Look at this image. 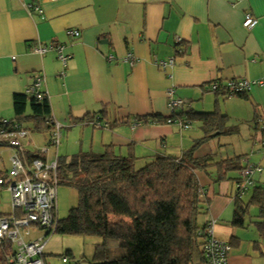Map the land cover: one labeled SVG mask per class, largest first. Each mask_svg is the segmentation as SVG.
I'll return each instance as SVG.
<instances>
[{
	"label": "crops",
	"instance_id": "crops-1",
	"mask_svg": "<svg viewBox=\"0 0 264 264\" xmlns=\"http://www.w3.org/2000/svg\"><path fill=\"white\" fill-rule=\"evenodd\" d=\"M247 14L257 20L250 30L243 26ZM44 45L61 46L70 56L66 66L54 50L33 51ZM127 54L134 57L132 64L125 61ZM37 76L43 78L41 89L61 139L58 146H46L47 129L36 128L29 116L21 144L26 152L43 153L48 163L99 156L106 146L120 156L132 153L138 166L157 157L180 158L203 138L204 119L212 112L225 122L241 115L262 133L264 85L231 93L225 84L264 79V0H0V122L15 120L14 98ZM213 84L219 87L215 92ZM171 88L173 98L183 101L173 109L167 97ZM29 106L28 101L26 115L32 114ZM168 117L187 120L189 127L166 124ZM258 142L257 158H247L246 165L261 171L244 192L236 189L240 172L223 180L213 166L197 172L208 200L200 223H213L215 238L231 246L227 264H264V234L255 226L261 221L258 208L247 207L242 227L232 223L235 202L246 206L254 188L264 190L262 134ZM216 156L207 141L194 153L208 164ZM0 163H5L1 155ZM31 231L30 239L45 236L38 227Z\"/></svg>",
	"mask_w": 264,
	"mask_h": 264
},
{
	"label": "trees",
	"instance_id": "trees-1",
	"mask_svg": "<svg viewBox=\"0 0 264 264\" xmlns=\"http://www.w3.org/2000/svg\"><path fill=\"white\" fill-rule=\"evenodd\" d=\"M28 101L31 115L25 113ZM13 109L15 120L8 121V127L18 125L27 130L23 123L30 116L35 119L36 128L44 124L49 134L46 146L52 145L47 100L39 101L30 95L19 94L14 98ZM224 120L225 117L217 112L206 115L203 138L184 151L180 158L157 157L138 166L132 153L120 156L114 153L112 146H106L99 156L58 162L52 182L56 188L58 185L74 188L78 203L65 218H56L52 233L101 239L95 247L93 262L87 264H207L202 248L208 224H201L200 218L207 213L208 200L197 172L213 166L217 179L223 180L228 173L245 168L238 157L212 164H208L209 159L194 157L196 148L214 137L216 132L231 133L224 131ZM186 121L181 122L186 124ZM261 134L264 136V129ZM6 146L0 142V148ZM19 155L26 165L34 159L45 161L40 151L20 150ZM5 174L6 171L0 169V177ZM0 188L5 189L1 185ZM250 205L259 210L261 221L255 226L264 234L262 189L254 188L246 206L239 199L235 202L232 223L242 227ZM4 216L0 213V217ZM14 252L15 247L10 241L0 239V264H12Z\"/></svg>",
	"mask_w": 264,
	"mask_h": 264
},
{
	"label": "built area",
	"instance_id": "built-area-1",
	"mask_svg": "<svg viewBox=\"0 0 264 264\" xmlns=\"http://www.w3.org/2000/svg\"><path fill=\"white\" fill-rule=\"evenodd\" d=\"M42 13L41 10H37ZM257 24V20L250 14L245 16L243 26L250 30ZM67 34L72 37H78L79 31L69 30ZM62 47L54 46H38L33 49L36 54L43 55L48 50H54L57 53L58 60L63 66H66L70 56L62 53ZM125 61L134 62V57L127 54ZM171 64L161 62V65ZM43 78L37 76L30 87L25 91V94L36 98L39 101L46 100V94L41 89ZM226 87L231 93H244L252 87L264 85V79L247 81L231 80L228 81ZM219 89L218 84L211 85L212 91ZM174 90L171 88L167 91L168 106L170 109L180 106L183 101L173 98ZM181 119L169 117L166 119V124L177 123L180 127L186 129L188 124L181 122ZM52 126V134L50 142L54 146H58L61 139V127L50 117ZM136 124H134L135 126ZM8 121L0 122V142H4L8 147L14 149L9 159V168L6 174L0 177V185L10 193L12 215L0 217V239L10 241L15 247L14 256L11 258L12 264H44L42 256L45 247V236L30 239L31 228L38 227L43 229L47 235L54 231L56 225L55 201L56 187L52 179L55 180V171L58 162H45L41 159H34L29 164H25L19 151L23 149L21 139L28 135V130L22 129L18 125L9 126ZM44 150H42L43 152ZM261 167L254 165H246L240 171L239 179L236 182L238 192H243L251 186V176L254 173H259ZM16 211L20 214L16 215ZM231 246L219 239L213 234V223H208L206 229V241L203 244V254L207 264H227L228 253ZM62 262L66 263L67 258L63 257Z\"/></svg>",
	"mask_w": 264,
	"mask_h": 264
},
{
	"label": "rangeland",
	"instance_id": "rangeland-1",
	"mask_svg": "<svg viewBox=\"0 0 264 264\" xmlns=\"http://www.w3.org/2000/svg\"><path fill=\"white\" fill-rule=\"evenodd\" d=\"M224 130H228L231 133L220 134L207 140L208 146L211 148V150H213L214 153H217V156L214 157L216 158V162L219 160L238 157L241 160V164L244 165L245 163L246 166L247 158H257L258 154L255 152L256 150L260 149L258 137L261 134V131L256 128L252 121L247 120V118H244L241 115H232L226 120ZM33 135L34 139H36L37 136L40 137L37 133L31 132L30 136L32 137ZM53 148L54 147H52V149ZM263 151L264 148L262 152H260L261 155L263 154ZM0 155L5 158V163H0V169L7 170L6 168H8L10 152L6 148H1ZM7 158L8 162L6 160ZM232 173L233 172H231V174ZM10 203V193L4 188H0L1 214L9 215L11 213ZM77 203V192L74 188L64 185L57 186V219L65 218L68 215L69 210L73 207H76ZM44 234H46L45 231L39 233L40 236ZM44 239L47 240V244L46 248L44 249L43 260H45L47 264H65L62 262V258L64 256L69 260L68 264H71L70 261L73 259L78 261L93 262L95 247L101 242V239L96 237L63 235L57 233L45 235Z\"/></svg>",
	"mask_w": 264,
	"mask_h": 264
}]
</instances>
